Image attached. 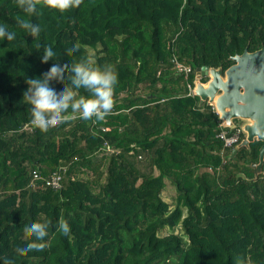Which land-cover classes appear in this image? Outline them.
Instances as JSON below:
<instances>
[{
    "label": "trees",
    "instance_id": "obj_1",
    "mask_svg": "<svg viewBox=\"0 0 264 264\" xmlns=\"http://www.w3.org/2000/svg\"><path fill=\"white\" fill-rule=\"evenodd\" d=\"M0 25L16 33L0 40V264H264V162L255 179L251 166L261 142L231 157L217 114L187 95L200 67L225 70L264 47V0H82L31 16L0 0ZM47 47L56 55L45 64ZM84 58L118 74L112 113L34 130L28 79ZM50 86L59 94L64 82ZM53 174L59 188L45 182ZM36 221L49 222L47 247L17 255Z\"/></svg>",
    "mask_w": 264,
    "mask_h": 264
},
{
    "label": "clouds",
    "instance_id": "obj_2",
    "mask_svg": "<svg viewBox=\"0 0 264 264\" xmlns=\"http://www.w3.org/2000/svg\"><path fill=\"white\" fill-rule=\"evenodd\" d=\"M81 3L82 0H16L17 6L28 16L36 14L38 8L42 7L68 10L78 7ZM18 24L27 35H31L33 38L38 36L41 31L39 25H33L28 20L21 19ZM15 38L14 31H9L7 25H0V40L13 41ZM79 49L80 44L77 43L67 50V54L71 56ZM55 55L51 47L44 48L42 63L46 64L49 60H53ZM66 74H69L67 79H70L71 86L65 84ZM52 81L64 82L61 93L57 94L50 86ZM117 84L118 74L111 65H106L103 69L94 67L93 62L88 58L81 59L71 65L66 63L63 67L59 63H54L41 78H31L27 81L28 88L23 94V99L31 106L30 126L34 130L47 132L62 123L77 119L104 121L112 113L113 94ZM191 88L193 89V86ZM81 89L89 95H80L79 90ZM212 110L215 113L213 108ZM233 149L235 148L233 147L231 150ZM48 229V221L26 224L23 228L24 238L30 242L23 248L18 247L17 255L26 256L32 251H43L47 244L41 241H44L45 237L49 235ZM56 231L64 236L70 234V226L63 216L57 223ZM32 237H35V242H31ZM5 264H12V262L6 259Z\"/></svg>",
    "mask_w": 264,
    "mask_h": 264
},
{
    "label": "water",
    "instance_id": "obj_3",
    "mask_svg": "<svg viewBox=\"0 0 264 264\" xmlns=\"http://www.w3.org/2000/svg\"><path fill=\"white\" fill-rule=\"evenodd\" d=\"M231 66L200 67L196 70L192 93L199 106H211L221 126L234 129L233 120L243 121V140L231 151V157L240 147L261 142L258 162L252 164L254 179L261 173L264 162V47L254 52L247 48L230 58ZM206 78L205 83L200 82Z\"/></svg>",
    "mask_w": 264,
    "mask_h": 264
},
{
    "label": "built area",
    "instance_id": "obj_4",
    "mask_svg": "<svg viewBox=\"0 0 264 264\" xmlns=\"http://www.w3.org/2000/svg\"><path fill=\"white\" fill-rule=\"evenodd\" d=\"M175 68L179 73H182L184 76H187L190 73V68L183 66L182 64H176ZM188 96H192V88L188 86ZM219 132L217 133V138L222 142L224 149H232L236 144L239 143V137L242 134L241 130L238 127L230 130L227 128H223L219 121L218 123ZM35 179L36 176L34 175ZM47 185H50L53 188H59L60 186V176L59 174H53L50 176L49 180L45 179Z\"/></svg>",
    "mask_w": 264,
    "mask_h": 264
},
{
    "label": "rangeland",
    "instance_id": "obj_5",
    "mask_svg": "<svg viewBox=\"0 0 264 264\" xmlns=\"http://www.w3.org/2000/svg\"><path fill=\"white\" fill-rule=\"evenodd\" d=\"M144 164H145L144 162H141V163H139L138 166L140 168H143ZM164 184H165V186H164V190L162 192V197H163L164 201L171 203L175 197L174 187L168 182H165Z\"/></svg>",
    "mask_w": 264,
    "mask_h": 264
},
{
    "label": "flooded vegetation",
    "instance_id": "obj_6",
    "mask_svg": "<svg viewBox=\"0 0 264 264\" xmlns=\"http://www.w3.org/2000/svg\"><path fill=\"white\" fill-rule=\"evenodd\" d=\"M232 123H233V127H238L240 130L242 129V126L244 124L243 121H239V120H233ZM241 132H242V130H241ZM242 135L245 136L243 132H242ZM242 140L243 139H241L240 141H242Z\"/></svg>",
    "mask_w": 264,
    "mask_h": 264
}]
</instances>
